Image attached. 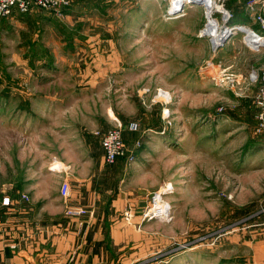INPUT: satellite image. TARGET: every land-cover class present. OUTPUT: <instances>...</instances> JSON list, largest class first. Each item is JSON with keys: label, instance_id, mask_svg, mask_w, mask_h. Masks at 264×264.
Returning a JSON list of instances; mask_svg holds the SVG:
<instances>
[{"label": "rangeland", "instance_id": "1", "mask_svg": "<svg viewBox=\"0 0 264 264\" xmlns=\"http://www.w3.org/2000/svg\"><path fill=\"white\" fill-rule=\"evenodd\" d=\"M69 1L63 13L0 18V222L30 200L28 185L49 193L67 178L79 198L110 165L104 136L121 128L125 156L110 166L131 205L98 264H264V48L238 28L215 50L201 35L205 0L176 16V0ZM165 189L172 215L147 220ZM71 196H59L68 218L94 215Z\"/></svg>", "mask_w": 264, "mask_h": 264}, {"label": "crops", "instance_id": "2", "mask_svg": "<svg viewBox=\"0 0 264 264\" xmlns=\"http://www.w3.org/2000/svg\"><path fill=\"white\" fill-rule=\"evenodd\" d=\"M250 1L225 0L224 4L231 14L230 26H242L245 28L244 33L263 35L264 30L257 21V16L264 15V5H256L252 10L248 5ZM18 14L22 13H13L14 16ZM218 18L222 32V28L229 24L223 18ZM238 32L240 33L239 30ZM211 42L213 45L214 38H211ZM214 48L220 49L218 45H214ZM118 168L119 165H107L103 169H96L91 179L86 177V182L80 185L79 198L74 191L71 196L72 205L84 206L94 211L93 216L83 219L68 218L65 215L59 197L60 187H53L49 193L43 192L42 187L38 186L28 185L23 188V193L28 194L30 200H16V218L5 217L0 222V264L100 263L107 239L120 245V226L118 227L116 218L122 209L126 210L131 205L130 199L120 189L123 182ZM94 176L97 178L94 179ZM101 176L114 177L111 189L103 187L105 179H100ZM12 221L15 222V227L10 226Z\"/></svg>", "mask_w": 264, "mask_h": 264}, {"label": "built area", "instance_id": "3", "mask_svg": "<svg viewBox=\"0 0 264 264\" xmlns=\"http://www.w3.org/2000/svg\"><path fill=\"white\" fill-rule=\"evenodd\" d=\"M196 1H202V0H193L192 2L195 3ZM220 3L223 4L224 0H222V2L220 0ZM70 5L71 3L69 0H0V18L10 17L13 15L15 11H18L19 13L22 14H27L35 9H42L55 13H63L69 10ZM184 5L185 4L181 3L182 9ZM248 5L252 10H254L256 5L263 6L264 0H251L248 3ZM220 7L223 10L221 12L224 13V22L226 23L227 21L230 20L231 14L229 13L228 10L224 8L223 5H220ZM210 17H213V19L216 20V22L218 23V20L214 17L213 13L209 14L208 21L211 20ZM257 21L261 24L264 30V15H258ZM207 29H208V25H206L204 30H202L201 32L202 36L211 35V33H209ZM243 30L245 31V29ZM250 34H252L257 41L253 43V41H250L249 38L246 36V40L248 44L257 51L262 50L264 48V34L263 35L257 34L255 32H251ZM218 71L221 73L222 71L221 67L218 68L216 74L218 73ZM261 80H262L261 81L262 84L261 87L259 88L255 101L257 107L260 109L259 118L262 121H264V72L262 73ZM102 145L105 154V161L107 164L110 165L115 164L119 158L125 156L126 145L123 140V134L121 128H117L109 131L104 136L102 140ZM52 169L58 172L61 171L65 172L69 170V166L64 167V165L62 164H52ZM60 193L65 202L69 200L71 196V185L67 178L64 179V181L61 184ZM165 196H166V192L164 191H160L153 196V205H155V210L152 212H148V214L146 215L147 220L166 221V219H168L170 215H172L173 208L169 203L164 202ZM10 202L11 201L9 198H5L3 200V205H9ZM86 212L87 211L82 208L68 209V214L70 216H79L85 214Z\"/></svg>", "mask_w": 264, "mask_h": 264}, {"label": "bare ground", "instance_id": "4", "mask_svg": "<svg viewBox=\"0 0 264 264\" xmlns=\"http://www.w3.org/2000/svg\"><path fill=\"white\" fill-rule=\"evenodd\" d=\"M177 1V5H176V8L175 10H173L170 14L171 15H180V14H184V11L186 10L185 7H181V3L182 4H189V3H193L192 1L193 0H176ZM175 2V1H174ZM205 5L207 6V10L209 11V14H212L214 11H223L222 8L219 6L216 5L215 3V0H205ZM175 11V12H174ZM211 20L208 24V32L211 33V35H213V37L215 38V43L214 45H218L219 46H222L224 42H226V40L229 39V36L233 33L235 34L237 29H241L242 31H244L242 26H233L231 27L230 25H228L227 27L225 28H222V32H220V26H219V23L216 22V20L213 19V17H210ZM249 30V29H248ZM249 38L250 41H253V43H255V41H257L252 34H248L247 36ZM172 188V186H170L168 189ZM165 192H167V190L165 189Z\"/></svg>", "mask_w": 264, "mask_h": 264}, {"label": "water", "instance_id": "5", "mask_svg": "<svg viewBox=\"0 0 264 264\" xmlns=\"http://www.w3.org/2000/svg\"><path fill=\"white\" fill-rule=\"evenodd\" d=\"M200 3H202V2L200 1Z\"/></svg>", "mask_w": 264, "mask_h": 264}]
</instances>
